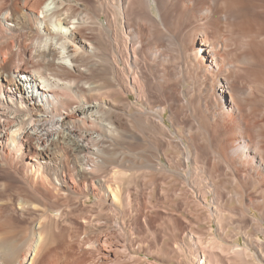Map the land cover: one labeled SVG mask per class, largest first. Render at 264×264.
Returning a JSON list of instances; mask_svg holds the SVG:
<instances>
[{"label":"bare ground","instance_id":"1","mask_svg":"<svg viewBox=\"0 0 264 264\" xmlns=\"http://www.w3.org/2000/svg\"><path fill=\"white\" fill-rule=\"evenodd\" d=\"M127 210L264 264V0H0V264H151Z\"/></svg>","mask_w":264,"mask_h":264},{"label":"rangeland","instance_id":"2","mask_svg":"<svg viewBox=\"0 0 264 264\" xmlns=\"http://www.w3.org/2000/svg\"><path fill=\"white\" fill-rule=\"evenodd\" d=\"M128 189V190H127ZM125 192H130L129 195L131 196L130 199H132L135 196L134 188L129 187L125 188ZM130 211L127 210L125 212L123 218L126 221V229H130V232H132L135 236V240H132L134 248L136 251L140 250V253L138 254L139 257H141L144 261H150L152 264H189L190 260V254H193L192 251L185 250V249H174L173 246V234H171V225L169 223H163L162 226L157 224H150L151 230L148 231L145 230V227L143 225V220L139 219L136 221V223H133L132 216H130ZM127 218H126V217ZM131 220V221H130ZM142 223V224H141ZM134 225V226H133ZM168 230H170L168 232ZM107 234H109L111 237H117L118 233L110 228L106 229ZM171 234V235H170ZM129 235V234H128ZM176 235V239L178 240H185V237L183 234ZM130 237V235H129ZM137 240V241H136ZM152 242V243H151ZM137 243V244H136ZM187 254V255H186ZM189 254V255H188ZM188 257V258H187ZM146 259V260H145ZM125 263L127 261V264H132V262L129 261V259L124 260Z\"/></svg>","mask_w":264,"mask_h":264}]
</instances>
